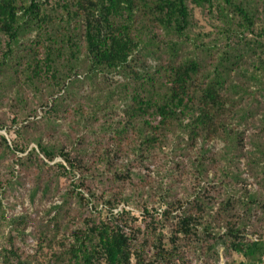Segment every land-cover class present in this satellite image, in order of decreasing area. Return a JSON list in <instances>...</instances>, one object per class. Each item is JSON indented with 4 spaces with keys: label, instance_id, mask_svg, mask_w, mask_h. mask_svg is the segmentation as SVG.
Wrapping results in <instances>:
<instances>
[{
    "label": "trees",
    "instance_id": "16d2710c",
    "mask_svg": "<svg viewBox=\"0 0 264 264\" xmlns=\"http://www.w3.org/2000/svg\"><path fill=\"white\" fill-rule=\"evenodd\" d=\"M256 2L0 0V75L7 71L4 77L12 85L46 84L60 92L50 104L42 103L47 123L56 124L59 105L73 93L69 85L79 80L80 73L88 87H101L103 81L102 91L99 88L94 98L83 95L73 99L78 115L83 117L89 111L91 127L89 140L74 148L80 157L63 148L54 151L35 138L36 148L15 162L36 167L37 187L33 188L44 193L67 175H77L76 186L85 185L88 179L95 186L111 185L87 197L76 192L82 208L91 199L100 201V212L104 210L106 218L83 217L81 225L69 233L61 225V218L69 216L64 203L52 206L54 212L46 224H36L30 233L26 231L27 215L9 218L1 264H42L37 259L46 256L42 254L45 249L50 252L47 264H193L184 258L185 250L193 258L201 256V264H218L217 244L224 246L225 253H235L247 262L239 264L264 263V230L256 223L264 215V194L257 191L256 196L246 187L217 193L207 177L209 169L220 166L219 158L226 163L238 158V151L248 141L251 152L258 156L254 172L260 174L257 184L263 187L264 11L258 7H264V0ZM195 8L213 12L215 30L206 36L208 39L214 33V38L204 41L193 32ZM185 42L192 50L184 55L179 50ZM202 55L206 56L204 61ZM148 56L156 60L154 65L145 63ZM112 74L120 79L111 78ZM99 76L101 82L96 81ZM17 103L22 105L24 99H17ZM112 106H121V113L113 111L109 116ZM254 119L260 121L259 126L245 135L243 128ZM26 128L28 125L17 128L16 136L25 140ZM176 131L187 138H178L171 148L188 155L194 169H182L178 181L181 178V183H191L193 189L166 200L170 195L162 185L165 180L173 186L176 179L172 173L165 171L160 175L163 179L142 185L149 175L135 177L132 168L145 167L144 160L154 158L156 150L160 152L177 136ZM216 139L222 141L221 153L207 144ZM0 144L9 152L26 149L18 143L11 147L3 135ZM56 153L62 161L50 164ZM83 156L93 158L96 166L88 167ZM115 158L123 159L121 166H115ZM230 177L240 180L230 173H220L217 179L222 178L223 185ZM120 202L140 204L137 207L144 215V230L135 224L130 210L122 207L114 212ZM154 203L163 206L159 218L157 206L150 205ZM167 226L170 229L166 232ZM247 227L254 238L247 237ZM141 232L148 237L146 241L139 242ZM17 236L26 243L28 237H36L34 253L20 252L14 244Z\"/></svg>",
    "mask_w": 264,
    "mask_h": 264
},
{
    "label": "rangeland",
    "instance_id": "374dc122",
    "mask_svg": "<svg viewBox=\"0 0 264 264\" xmlns=\"http://www.w3.org/2000/svg\"><path fill=\"white\" fill-rule=\"evenodd\" d=\"M249 2L254 3L255 5L258 4L256 0H249ZM258 9L259 11H264V7L260 6L258 7ZM212 16L213 12H208L207 9L195 8L193 11V32L198 33L199 38L203 40L207 39V34H210L211 31L215 30V28L212 26ZM214 36L215 34L213 33L209 38L212 39L214 38ZM191 50L192 48L190 43L185 42L182 45V48L179 50V53L185 55L189 54ZM201 57L203 61L206 59L205 55H202ZM144 60L146 61L145 63L149 65H154L156 61L154 58H149V56L145 57ZM6 73L8 72L5 71L3 74L5 77L7 76ZM4 76L0 75V135H3L6 138L7 144L11 147L13 146V144L18 143L21 147H24L25 145L26 149L23 152H20L18 150L9 152L0 144V215H3V218L0 217V252L7 244L3 238L4 235L8 232L9 226L7 224V220L11 217H16L22 214L27 215V217L29 218V222L27 223L28 226L26 231L30 233V230L35 227L36 224H46V219H48V217H50L54 212L52 206L58 204L63 205L64 203V207L69 211V216H67V219L61 218V225L63 230L67 231L68 233L73 228H78V225H81L83 217L96 216V219L100 218L104 220L106 218V212L104 210L100 212L102 203L100 201L96 202L95 199H91V202H89L86 206L84 205V208H82L78 204L79 196L76 192L79 191L80 194L87 197L99 193L102 189H105V187L108 189V187L111 186L109 185V182L104 183L106 184L105 187L95 186L90 179L85 182V185L76 186L77 175L74 174L76 176L67 175L59 177V179L55 181V188L50 189L48 192L44 193L43 191L37 190V188H33L34 186L37 187L34 182V177L37 170L36 167L30 165L27 167H23L15 162L18 157L23 156L25 152L30 150V148H36L35 138L40 139L44 143V145L50 147L54 151H57V149L59 148H63L64 150L71 152L73 156L80 157V153L77 154L74 151V148L79 147L80 142L89 140L88 134L90 133L91 127H89V119L87 118L89 111H85L83 117L78 115V112H76V109L74 107L75 103L73 99H80V97L83 95H90L92 98H94V95L99 90V88L100 91H102L101 87L103 86V81L101 80V77L99 76V78H96V81L97 79H99L97 82L102 81L101 87L96 86L95 88V86L93 85L91 87H88L85 84L84 74L80 73V75L77 76L79 80L77 79L78 81L74 80L70 83L69 87L71 88V92L73 93L70 95V97L63 99L65 101H63L59 105L58 113H60V115L56 118V120H54L56 124L52 125V123H47L45 118H43L45 108L42 103L48 102L50 104L53 98L60 95V92H56V90L54 91L52 86L46 84H37L35 86L37 87L36 89L35 87L23 82H21V85L18 82L12 85V82L7 81ZM110 77L113 79H120L118 74H112L110 75ZM19 98L24 99V103L22 105H19L17 103V99ZM84 101L88 102V100ZM34 106V112H30V110ZM22 107H24L23 109L28 108L25 111V114L21 113V111L23 110ZM82 107L85 108L86 103L82 104ZM120 107L117 109L116 106H112L109 112V116L114 115L113 111L121 113ZM16 117H18L17 122H13L14 118ZM106 122H101L100 125H103ZM249 122L250 123L245 126V128H243L245 135H249L254 132L260 123L258 119H254L252 122ZM23 125H28V128H26L23 133L25 140L17 137L15 133V130ZM102 127H100V129ZM179 134L180 133L176 131L175 135L178 136ZM177 136L172 138L168 142L167 146H164L162 150H159L160 152L156 150L154 153V158H148L147 160H144L143 163L145 164V167L137 165L136 167L132 168L135 172V177H140L144 174L149 175V178L146 179L142 183V185L147 184L148 181H151L152 183L157 179H163V177L160 175H162L165 171H169L170 173H172L171 176L173 177V179H176L173 186H170L167 182H165V180L163 181L164 185H162V190L165 191V189H167L170 195L166 198V200L175 199L177 196L180 197L184 194H188V192H191V190L193 189L191 183H181V178L180 181H178V174L182 169L188 170L189 172L190 170L194 169L193 167H190L188 155L179 153L177 149L171 148V146L173 145L172 143H176L178 138L181 140H186L187 138L186 134H181L178 137ZM179 142L181 141L179 140ZM207 144L208 146H210L211 150L221 153L220 150L223 146L221 140L216 139ZM196 150H198V147H196ZM56 154L57 155H55L50 164L62 161L61 156H59L58 153ZM238 154V158L231 159L227 163L224 158L218 159V156L216 155L220 166L217 167V164H215L214 169H209L207 173L208 179L211 180L209 185H213L217 193L221 190H228V192L230 193L231 189L240 191L242 190V188L246 187L247 189H249V192H253L254 194L256 193V196H258L257 191H262V193L264 194V183L262 184L263 189L261 187L259 188L257 184L260 179V174L258 173L257 176L255 175V172L257 173L258 170V168H256L257 166L255 165V162L257 164L256 160L258 159V156H255L253 152H251L248 141L244 142L243 148L238 151ZM189 155L194 158L195 153L191 152L189 153ZM133 158L135 157L132 155L131 159L134 160ZM127 159L129 160L130 158ZM122 160V158H115V166H121L123 162ZM83 161H85L87 163V166L91 169L96 166L94 164L93 158H86L83 156ZM10 162L13 163L12 166H10ZM180 162L183 164L182 166ZM133 163H135V161ZM221 165L224 166V170H222ZM98 168H101V166H99ZM98 168H96V170H100ZM54 171L56 172L57 170L55 169ZM94 171L95 170H91L90 172L94 173ZM220 173H224V175L225 173H230V175L232 174L233 177L237 176L240 180H238V182L236 181V183L235 180H231L230 177L225 179V184L222 185L220 181L223 179H217V176ZM183 175L184 174H182V177H185ZM187 175L189 176V174ZM8 177H10L11 180L7 181L6 179ZM204 182H206V180H204ZM53 183L54 182H52V185ZM224 185H226L225 188H223ZM116 187L118 188L117 185ZM116 187L113 186V189H116ZM64 193L68 194L66 196H63L62 194ZM135 198L136 196H134V199ZM145 198L146 196L144 194L143 199ZM64 199L66 200L64 201ZM139 201L141 202L142 200L140 199ZM137 205L140 204H123L122 202H120L117 207L114 208V212L120 211L122 207L130 210L131 216L135 218V224L137 226H140L142 229L145 225L143 217L144 215L141 213V208L137 207ZM150 205L157 206L158 204L154 203ZM157 209V217L159 218V214L162 211L163 206L159 205L157 206ZM257 210L258 208L255 211ZM257 212L260 213L259 211ZM41 218H44L45 220L41 221ZM256 223L261 230H264L263 214L261 220L256 221ZM169 229L170 226H167L165 229L166 232ZM246 229L248 231L247 237L254 238L255 236L249 234V227H247ZM216 230L217 229H215V231ZM142 234L143 233L141 232V234L138 235L139 242L146 241L148 238L145 234ZM21 240V236H17L14 239V244L20 247L19 251L24 253H34L36 249L35 245L37 242V238L33 236L28 237V243L22 242ZM42 247L44 248L45 245H42ZM54 249L58 248L54 247ZM147 251H149L148 254L150 255L151 249L148 248ZM216 251L218 253V264H239L240 261L246 262L244 258L235 253H225L224 246L222 244H217ZM42 254L46 256H40L37 261L41 262L42 264H47L50 252L45 249L42 251ZM195 255L201 254L195 253ZM184 258L190 259L191 261H193V264L202 263L201 256H196L193 258V255L187 250L184 251Z\"/></svg>",
    "mask_w": 264,
    "mask_h": 264
}]
</instances>
